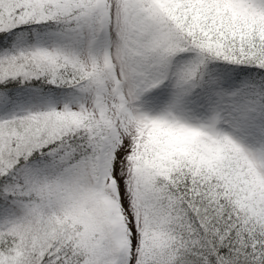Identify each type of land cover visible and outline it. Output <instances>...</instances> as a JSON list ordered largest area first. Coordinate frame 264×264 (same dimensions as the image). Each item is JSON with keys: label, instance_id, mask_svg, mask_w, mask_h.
I'll return each mask as SVG.
<instances>
[{"label": "snow or ice", "instance_id": "snow-or-ice-1", "mask_svg": "<svg viewBox=\"0 0 264 264\" xmlns=\"http://www.w3.org/2000/svg\"><path fill=\"white\" fill-rule=\"evenodd\" d=\"M0 264H264V0H0Z\"/></svg>", "mask_w": 264, "mask_h": 264}]
</instances>
